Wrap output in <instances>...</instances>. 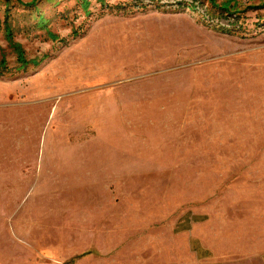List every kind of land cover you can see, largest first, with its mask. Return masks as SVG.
<instances>
[{
    "label": "rangeland",
    "instance_id": "rangeland-1",
    "mask_svg": "<svg viewBox=\"0 0 264 264\" xmlns=\"http://www.w3.org/2000/svg\"><path fill=\"white\" fill-rule=\"evenodd\" d=\"M87 1L0 0V264H264V0Z\"/></svg>",
    "mask_w": 264,
    "mask_h": 264
},
{
    "label": "trees",
    "instance_id": "trees-1",
    "mask_svg": "<svg viewBox=\"0 0 264 264\" xmlns=\"http://www.w3.org/2000/svg\"><path fill=\"white\" fill-rule=\"evenodd\" d=\"M5 2L6 7V11H5V17L3 20V26H4V30H5V34H6V39L8 41V44L12 47V49L15 51L16 53V60L18 63V66H16V70H21L27 67L28 64H32V65H37L39 63V61L37 59H30L27 60L25 58V53L24 50L22 49L21 45L19 43H17L16 41H14L13 39V33H12V27L10 22L8 21V12L10 9V2L11 1H15L17 2L19 5H22L24 7H30V8H34L35 11L38 10L37 4L39 0H29V1H23V0H1ZM88 1L87 0H83V4L85 5V7L88 5ZM182 3V2H180ZM208 3L211 6V10H213L212 12H216L218 11L220 14H224L226 16H232L235 15L234 20L236 21L238 19V13L240 12L237 8V2L235 0H225L221 3H217L216 0H208ZM188 8H194V6L192 4H187ZM260 9V8H264V3H262L261 5L258 6H250L247 9ZM8 16V17H7ZM38 24L45 26V20L44 17L42 15H40L38 17ZM225 30V29H224ZM46 32L49 36L50 39H56L58 38V36L54 33H52L50 30H48L46 28ZM8 66H7V61L4 57L1 58L0 60V75H2V73L4 71H7Z\"/></svg>",
    "mask_w": 264,
    "mask_h": 264
}]
</instances>
